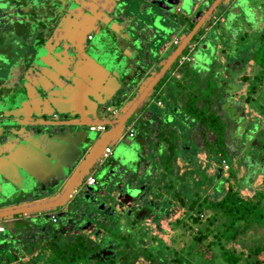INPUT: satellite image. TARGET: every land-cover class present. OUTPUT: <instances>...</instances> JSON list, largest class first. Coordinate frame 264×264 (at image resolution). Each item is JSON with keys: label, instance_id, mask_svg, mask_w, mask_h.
Segmentation results:
<instances>
[{"label": "crops", "instance_id": "crops-1", "mask_svg": "<svg viewBox=\"0 0 264 264\" xmlns=\"http://www.w3.org/2000/svg\"><path fill=\"white\" fill-rule=\"evenodd\" d=\"M183 1L184 0H73L72 4H69L70 6L65 11L64 6L67 5L66 3L64 6L62 5V7L52 8V11H54L53 15L60 16L59 23H62L61 29H58L57 32L54 31L58 26L54 24L55 20L52 19L51 21L50 19V23L47 22V18H43V14L40 15V11L36 22L29 20L30 23L34 24L32 25V28L26 30L28 33L27 36L29 35L30 37V39L25 41L28 50H25L26 52L24 51L25 54L23 55L18 54L17 57V60L18 58L22 60L23 65L9 66V68H5L4 66V71L0 70V80H6L7 83H10V86L13 87L12 89H9L12 92L8 97H10L14 91L21 89L22 85H26V80L29 81V87L30 85H41L45 91L54 86L53 81L55 80V84L62 87L64 86V82L58 76L62 74V76L69 78L71 76V73L69 72H73V70L74 73L71 80L75 81L74 83L78 82L80 85L74 90L73 94L75 93V97L72 98L71 102H65V97H62V101L61 98L56 95L51 98V102L56 106L59 112L71 110L72 112L69 115H58L55 110L49 107L48 101H46V103H41L39 95L42 96V93H39L38 95L37 93H33L34 90H28V92H22L19 90L21 92L15 95L16 98H14L13 101L11 100L13 105L3 107L8 111L7 116L11 114L16 115V118L13 119L12 122L18 123H11V119L3 120L5 121V124L11 123L8 126V130L20 137L29 138L30 132L28 124H34L30 119L32 111L39 115L46 113L45 116H42L37 120L39 123L43 124L60 126V124L65 125L66 122H71L76 124L103 126L104 122H111L121 115L119 113L121 106L120 102H122V104L130 102L141 93L140 91L144 89L146 82L155 74L159 73L164 63H166L168 58L173 54L176 48L179 47L184 39L187 38L186 36L193 33L197 23H203L202 27L204 24H207L205 26L206 32H204V34L201 33V35L203 39L202 42L205 38L208 40V44L201 43L200 48L202 50L197 53L200 54L202 52L204 53L203 55L208 56L209 51H215L216 47L221 46L218 45L220 40L230 39V41L233 42L236 36L235 25L238 24L240 19L244 23L250 22L244 21L247 19L242 17L239 7V12L236 11L238 14L235 16V20H232L233 18L230 17V11L236 5L235 2L237 0H193L192 4L194 5L190 7V9L193 10H189L188 12H186L183 7ZM247 1L248 11H250V14H253V18L257 23L264 17V14L260 16L261 10L257 7H252V2L250 3V0ZM257 4L261 6L264 11L263 0H258ZM215 6L216 8H214ZM42 7L46 10L44 5H42ZM48 8L46 14L49 12ZM213 9H216L220 20H222L221 18H226V21H222V27L227 26L228 29H224L223 31L219 24L217 27L216 25L212 26L211 14L214 11ZM42 24L47 25L42 26ZM111 24H115V26L113 25L111 27ZM202 27L196 30L194 35H198L199 31L202 30ZM90 30L95 31L93 32ZM89 31L91 33H89ZM211 33L214 36L213 39L218 40V43L208 37ZM193 36L187 44L185 43L186 46H183V48H189L192 53L188 54L187 52V55L183 56V51L181 56L170 65L165 74L160 77L159 81L156 83L155 88L148 93L147 100L142 104L143 106L139 108V110H141L139 116L135 121H131L130 124L128 123L124 133L121 127L113 136L112 141L116 137L124 135L125 138L123 142L135 144L142 155H144L143 149L147 151L148 146L149 150L153 149V145V150H158V147L161 144L160 139L169 134L162 130L157 132V126L155 127L153 122L156 123V121H158L156 115L159 117L162 112H152L150 111L151 108L148 107L149 104H151L150 99L162 93L168 97V101L170 102L168 107L172 106L169 111L166 110L168 115L166 119L180 122L177 117H181L184 120L190 121L185 110H187L186 106L191 94L195 95L202 93L204 88L209 89L208 84L205 85V83L200 82V80H197L195 77L197 76L201 78L202 73L205 75V73L210 70L209 67L197 65L196 58L199 59V56L196 57L197 55H195L194 58L192 57V45L194 43L192 42ZM65 39L70 41L72 45H77L81 47L82 50L85 49V52L93 57L97 61L95 62L100 66L87 60H83L82 63L79 62L71 65L74 66V69L70 68V66H48L45 62L43 63L42 60H46L47 55H51L53 49L59 45L61 40ZM111 40H113V43ZM11 51L13 52V50ZM43 51H45V54ZM225 51L226 53L233 52L232 60L244 58L243 55L245 51L243 50L239 52L238 57H233L237 52V49L234 50L226 46ZM114 55H118L119 59L117 60ZM246 55L247 58L252 56L251 52L247 51ZM200 56H202V54H200ZM247 58L244 59L247 60ZM202 67L205 69L202 70ZM126 70L129 72V76H125ZM128 78L132 84L130 87H125V80ZM194 78L196 84L193 80ZM244 84L245 85L242 89H244V87L247 88L246 81ZM116 91L118 93L127 92L122 101L119 100V102L117 100L116 103L100 105V103L105 102V100ZM0 95L1 99L2 93ZM214 99L218 98H204L201 101L207 105ZM159 102L160 101H158V103ZM41 105H43L42 108ZM160 106L161 109L163 107L162 102ZM17 107L18 110L15 111L14 109ZM213 107L210 109H213ZM23 110L27 111L25 113V118H18ZM219 111L222 112L221 110ZM77 113L79 115H77ZM90 114H92V117L89 116ZM184 115L186 119L183 117ZM89 127L87 128L88 130ZM73 128L74 127L70 126L67 129H63L61 132L58 131L59 133H54L53 138H49L48 141H46L47 143H44L45 146L43 145L45 152L54 157L58 164L54 165L50 163L51 161L48 159L50 156L39 153L37 150L35 151L27 143L20 142L19 145L15 147L17 141L14 139V143L10 142L3 144L2 147H0V153H6L7 157L13 160L12 163L10 160L4 159V157L0 158V171L9 178H16L20 173V169L23 168H25L28 173L33 174L46 182L62 178L65 174L64 167H62L64 161L63 157H61L62 155L60 156L61 153L57 150L59 149V146L57 145H61V143L54 138H61V136L67 138L72 135L73 132H69V130ZM60 129H62L61 126ZM107 131H110V129L105 127L104 131H94V144L100 143V137L105 136ZM1 133L2 128L0 127V134ZM182 145H184L183 139L181 142H178L177 148H182ZM108 147L109 145L107 144L99 154L103 155L105 148ZM109 148L112 151V148ZM91 150V145L86 146L83 155L78 154L74 160L72 158L73 161L71 158H68L67 163L69 160L71 161L70 164L75 160L79 164L83 163ZM104 159L106 160V158H103L99 163H105ZM99 163H96L92 170L91 177L95 178V176H97L98 170L96 168L100 166ZM19 166L21 168L18 170ZM59 173L61 175H59ZM113 174L114 173L110 171V175ZM53 178H55V180ZM45 191L46 190H37V197L26 201L24 205L32 206L36 203L47 202L54 197L59 196L62 192L59 188L46 195L43 193ZM6 194H9V192H6ZM23 196L30 197L32 195L28 193ZM72 200L67 202L70 203ZM8 205H10V203H6L3 206L7 207ZM63 214L65 215V213ZM0 226L2 225L0 224ZM67 230L68 229L66 228V231ZM35 231L39 232V229H36ZM14 232L17 234V231ZM55 233L56 232L53 234ZM42 234L33 239L30 237L23 238L22 242H11L13 237L10 235H3L2 238L6 239L5 241L0 242V253L4 250L7 252V255L3 257L0 256V264H46L45 262L48 260H50L48 264H61L58 263L59 261L53 259V257H55L54 252L56 251L53 253L50 251L53 255L51 258H47L49 252L48 247L53 244H59V246H61L63 244L61 243L63 240L62 237H65L66 234H62L63 236L60 234V236H58L59 239H57L58 241L56 240L58 243L55 242L53 244L51 242L48 243V239L46 241L42 239L44 236H47L44 232ZM74 239L75 238H73V240ZM43 248L45 249L43 250Z\"/></svg>", "mask_w": 264, "mask_h": 264}, {"label": "rangeland", "instance_id": "rangeland-1", "mask_svg": "<svg viewBox=\"0 0 264 264\" xmlns=\"http://www.w3.org/2000/svg\"><path fill=\"white\" fill-rule=\"evenodd\" d=\"M10 1L11 0H9L7 4V6H10V16L15 15L18 18L17 22H21L23 25L25 24V26L22 27V32L32 28L34 23H30L29 20L30 17L36 15L34 8L28 11L24 16L19 14L20 11H25L24 7L32 0H21L19 3L15 0L14 2ZM247 2V0H240L238 6L240 7V12H242V17L247 19L244 21L250 22L244 23L241 19L238 21V24L235 25L236 36L233 42H231L230 39H222L218 43V40L213 39L214 36L212 33L208 36L212 38L214 42L217 41L218 45L221 46L216 47L215 51L208 52V59L206 62L204 61V65L205 67H209L210 70H208L205 75L202 73L201 78L195 77L197 80H200V82L205 83V85L208 84L209 86V89H203L202 94L204 97L200 96V98H218L212 100L208 105L202 103V99L196 102V105L200 108V112L196 113V118L200 116L199 121L205 118L204 122H197L195 121L197 120L196 118L188 121L181 117H177L180 122H174L173 120L170 122L169 119H166V117H168L166 110L169 111L172 107H168L170 104L168 97L162 93L150 99L151 104H149L148 107L151 108L150 111L162 112L160 113L161 116L158 117V115H156L158 120V125L156 127L157 132L162 130L169 135H165L164 138L160 139L161 144L158 150H153L154 145L151 150H149V146L147 147V151L143 149V162L138 163V167H136L135 171L140 178L152 173V177L150 176L152 181L150 183L151 185L146 186L147 183H144V189L141 190L144 196L141 195V197L143 199L152 197V199H154L152 200V209L159 210L157 206L160 204L167 212L164 214L158 213V217L154 211L149 217L143 218L142 220L138 218L137 221H135L133 217L127 216L128 211L126 213V208L123 207V214H119L117 221L114 222L116 227L110 228L107 225L106 229L95 223H88L87 225L82 224L79 227H74L75 223H73L74 225L72 227L68 225L66 227L68 230H71V228L80 230L83 235L92 240L91 250L93 253H90L91 255L85 260L70 261L69 258L62 264H111V259L108 258L112 252L114 253V257L117 252V258L115 259H118V261L115 264H148L147 252L151 253L153 256H160L161 254L163 264H171L172 261H170V259L173 257V254L184 257L183 254H185L186 250L193 253V261H196L197 258L194 252H198V250L197 246L195 249H190V230L185 227L181 228L183 226L181 224L179 226L176 225L175 220L184 219L186 206L192 203V200H195L196 206H202V203H204L203 199L206 202L220 199L215 185L222 179L223 183L221 186L224 188L227 187L225 180L231 166L235 169L236 177L239 180L243 175L251 174L247 165H244V161H242L243 152L246 153L248 149H254L255 147L262 148L264 146V142H262L264 141V128L261 129L258 135L259 126L262 127L264 124V43L262 44L260 42L264 41V17L256 23L253 14H250V11H248ZM251 2L252 7H257L261 10L260 16H262L264 11L261 6L257 4L258 0H250V3ZM234 7L237 8L236 5ZM39 12L40 10L38 14ZM232 18V20H235L234 15ZM218 24L223 31L224 29H228L227 26L222 27L223 23ZM13 28V31L5 32L4 34L0 33L1 45H6L9 42L11 43L5 53V55H9L11 60L3 59V57L0 56V69L2 71L12 66L11 61L16 60L20 53L17 52V50H19L17 49L18 43L11 40L16 39L18 35L17 32L21 26H18V23H16ZM200 32L204 34V31ZM5 37L9 38V42H7ZM192 40L194 44L200 40L197 44V47H200L199 44L202 43L203 39L200 38L198 34L195 35ZM111 42L113 43V40H111ZM226 46L234 50L237 49L233 57H238L239 52L247 48L252 56L248 55L250 58H247L245 52L244 58H247V61H244L243 58L232 60L233 52L226 53ZM11 50H13V52ZM185 55H187V50L183 53V56ZM114 57L117 60L119 59L118 55H114ZM104 63L108 65L106 62ZM204 69L205 68L202 67V70ZM195 78L193 79L194 82ZM190 79L192 80L191 77ZM244 80H246L247 88L244 87V89H242L245 85ZM158 101L160 102L158 103ZM161 102L163 107L160 109ZM208 107H213V109H207ZM255 123H257L258 127L253 128ZM206 127L216 131V134L213 135L209 132L206 137H202L205 136L203 128ZM224 133H226L224 136L222 135L224 139L220 138V135ZM226 136H230L232 139L230 144L228 142L230 157L231 154H233L232 165L224 162L225 158L221 159L219 154L208 153V149L215 150L212 146V141L214 143L217 141L218 147L223 148V145L226 146ZM182 139L184 141L182 148H177L176 150L180 149L178 151L173 150V147L170 145L178 147V142H181ZM238 143L243 145L240 146V150L243 148V152L242 150L235 151V147ZM124 147L125 146H121L122 149H124ZM241 162L243 165L239 167L238 164ZM219 167L222 169V172L218 179ZM253 173L255 177H253L251 186L239 189L240 195L249 200H256L258 198V196H256L258 193H264V170L261 171L256 168ZM247 178L248 180L250 179L249 176ZM187 187L191 188L193 195L187 193ZM194 192L200 198L195 197ZM185 197L186 204L184 206L181 201L182 199L184 200ZM142 206L143 205H140V207ZM94 210L92 206L90 209H87L86 212L93 213ZM59 213L60 211L55 212V214ZM205 213L207 212L205 211ZM156 217H158V219ZM105 220H101V222H104L101 224H109L106 223ZM182 222L189 224L186 219ZM203 225L205 226V224ZM196 229L197 227L195 226L194 232H196ZM59 230L60 228L56 231ZM62 233L64 234L66 232L63 231ZM70 234V232L66 233L61 243L65 244L69 240H73L74 237L69 236ZM139 234L141 235L138 236ZM127 235H130L132 240L126 238ZM119 240H124L126 241L125 243L128 242V244L131 245L124 254H121L123 245ZM243 242L245 245L244 249H242L239 243L230 246L235 248L238 253H244V256H246V249L252 244L263 242L264 245V229H252V231L245 235ZM54 246L55 244L49 246L52 248L48 247L49 252L47 258L52 257V253L56 248ZM110 248H115V251H110ZM44 249L45 248H43V250ZM50 251L52 253H50ZM0 256L3 257L5 255L1 254ZM206 257H209L208 253ZM106 258L108 260H106ZM203 258L205 257L203 256ZM254 259L255 258H250L249 262ZM49 261L50 260L45 263L48 264ZM156 264H159V262H156Z\"/></svg>", "mask_w": 264, "mask_h": 264}, {"label": "water", "instance_id": "water-1", "mask_svg": "<svg viewBox=\"0 0 264 264\" xmlns=\"http://www.w3.org/2000/svg\"><path fill=\"white\" fill-rule=\"evenodd\" d=\"M239 2L240 0H237L235 2L237 8L233 7L231 9V18L233 15L236 16L238 14L236 13V11L239 12ZM192 3L193 0L183 1V7L186 12L191 10L190 7L194 5ZM214 8H216V6ZM213 10V12L216 11V9ZM224 21H226V19ZM202 24L197 23V26H195L193 33L186 36L187 38H185L184 41L179 45V47L176 48V50L168 58L166 63H164L159 73L155 74L150 80L146 82L144 89L140 91L141 93H139V95L136 96L132 101L122 104V102H120L119 100L122 101L127 92L118 93L116 91L114 94L108 97L105 102L100 103V105H106L116 103L118 100L121 105L119 110V113L121 115L112 120L111 122L103 123V127L110 129V131H107V133H105V136L100 137V143L98 144H94V131L87 129L89 126L96 125L66 122L65 125L60 124V126L62 127V129H60L59 125L39 123L37 120L42 116H45L46 113H44L43 115H39L38 113L32 111V113L30 114V119L32 120V122H34V124H28L30 137L25 138L20 137L19 135L14 134L8 130V126L11 123L18 124L16 122H12V120L16 118L15 114H11L8 116L0 114V127L2 128V133L0 134V147H2L3 144H7L10 142L14 143L16 140L17 143L15 144V147L18 146L20 142L27 143L35 151L37 150V152L46 154L47 156L50 155L45 152L44 143H47L46 141H48L49 138H53L54 133H57L58 131L61 132L63 129H67L70 126L74 127L73 129L69 130V132L73 133L67 138L63 136H61V138H54L55 140L60 141L59 143H61V145H57L59 146V149H57L58 147L56 149L59 151V153H61L60 156L62 155L61 157H63L64 161L62 167H64L65 174L62 178H59L57 180L53 178L55 181L51 180V182H46L34 176L33 174L28 173L25 168L20 169V166L18 168V170L20 169V173L16 178H9L0 171V224L4 228L3 232L0 233V242L5 241L6 239L2 238L3 235H10L11 237H13L11 242H22L23 238H37V236L41 235L43 232L48 235L56 232L58 228L66 230V227L68 225L72 227L74 225L73 223H75L74 227H79L82 224L87 225L88 223H95L100 227L103 226V228L106 229L107 225L112 228L116 225L114 222L117 221L119 214H123V207L126 208V213L128 211L127 216L133 217L135 221H137L138 218L142 220L143 218L149 217L154 211L157 216L158 213H162L161 211L164 208H162L160 204L157 206L159 207V210L152 209V200H154L152 199V197L144 199L141 197V190L144 189L145 186L144 183H147L146 186H150V183L152 182L150 178V176L152 177V173L140 178L137 172L135 171L136 167H138V163L143 162L142 159H144V156L142 155V153L138 151L136 145H133L132 143L129 144L123 142L125 138L124 135H120L121 137H116L117 139L115 138V141H112V139L121 127L124 133V130L128 126V123L130 124L131 121H135V119L139 116V113L141 112L139 108H141L143 106L142 104L147 100L148 93L155 88L156 83L159 81L160 77L165 74L170 65L181 56L183 51L187 50V48H183V46H186V44L195 34L196 30L202 27ZM113 25L115 26V24H111V27ZM61 26L62 23H59L58 26L54 29V31L57 32L59 27ZM90 31L89 33H91ZM188 50L191 51L189 48ZM201 50L202 49L200 47L196 48L192 55L193 58L195 57V55H197L196 57L199 56V59L196 58L197 65L205 66L204 61H207L208 56L203 55L204 53L202 52L200 53L202 54V56H200V54L197 52H200ZM76 52L78 53L79 49H76ZM84 60L91 61L94 64L100 66L96 63L97 61L94 58L92 59L86 54H84ZM74 63H79L78 56L75 57L72 65ZM61 66H64L63 63ZM73 67L74 66H70V68L74 69ZM69 73H71V76L69 78L62 76V74L58 76L64 82V86L62 87H59L57 84H55V80L53 81L54 86L51 89L45 91L41 85H30L29 87V81L26 80V85H22L21 89L19 90H21L22 92H28V88L29 91H31L32 88V90H34V94L42 93L43 102L46 103V101H48L49 107L55 110L58 115H69L72 112L71 110L59 112L56 106L51 102V98L54 97V95L60 97L62 101V97H65V102H71L72 98L75 97V93L73 94V92L79 87L80 84L78 82L74 83L75 81L71 80L74 70L73 72L71 71ZM125 76H129V72L127 70ZM131 84L132 82L129 81V78L125 80V87H130ZM19 90L14 91L10 97L1 98L0 107L4 109L3 107L5 106L13 105L12 101L14 98H16L15 95L21 92ZM42 107L43 105H41V108ZM14 110H18V107ZM26 112V110H23L22 114L18 118H25ZM77 115L79 114L77 113ZM89 116L92 117V114H90ZM183 117H185V115ZM9 119H11V123L5 124V121L3 120ZM153 123L155 127L158 125L157 121L156 123ZM255 124L257 125V123ZM263 127L264 126H259L258 135L260 134V130ZM107 144L109 145V147L112 148V151L108 156L104 157V154L100 155L99 152ZM88 145L92 146V150L90 151L89 155L83 163L79 164L76 160L71 164L70 160L67 163L68 158H71V160L73 158L74 160L75 157L78 156V154L83 155V151ZM121 146H125L124 149H122ZM240 146L243 145L237 144L235 147V151L242 150L243 152V148H241L240 150ZM262 149L264 150V146L262 147ZM250 150L252 149H248V152H246V154H248ZM263 150H260V152L257 153L255 148L254 150H252L253 155L258 156V159L256 160L257 162L252 165V167H255V169H261V165H259V159L262 156V158L264 159V153H262ZM3 157L4 159L10 160L13 163V160L8 158L6 153H0V158ZM103 158H106V160L104 159L105 163H99L101 160H103ZM48 159L51 161L50 163L54 165L58 164L54 157L50 156ZM249 159L251 161L252 157L250 156ZM242 161L246 160L242 158ZM97 162L100 164V166L96 168L98 170L97 176H95V178L93 177L95 183L89 185L87 183V179L92 175V170L94 169ZM110 171L114 174L110 175ZM221 172L222 169L219 167L218 179L220 177ZM59 175L61 174L59 173ZM59 188L62 190L61 194L57 197H54L52 200H49L44 203H33L34 205L32 206L24 205L26 201L37 197V190H46L43 193L47 195L50 194L53 190H57ZM6 192H9V194H6ZM28 193L32 196H23L27 195ZM142 196H144V193ZM70 200L72 201L68 203L67 201ZM6 203H10V205L4 207L3 205ZM140 205L143 206L140 207ZM92 206L95 209L93 213H87L86 210L90 209ZM57 211H60V213L55 214V212ZM63 213H65V215ZM158 217L156 218L158 219ZM100 219H106V223L109 224H101L104 222H101ZM36 229H39V232H36ZM14 231H17V234H15Z\"/></svg>", "mask_w": 264, "mask_h": 264}, {"label": "trees", "instance_id": "trees-1", "mask_svg": "<svg viewBox=\"0 0 264 264\" xmlns=\"http://www.w3.org/2000/svg\"><path fill=\"white\" fill-rule=\"evenodd\" d=\"M260 42L262 44L264 43V41H260ZM243 51L248 52L249 49L247 48L246 50ZM244 61L247 60L244 59ZM201 94L202 93H198L195 95L191 94V97L187 102V106H186L187 110H185V112L189 116L190 120L195 119L196 113L200 112V108L196 105V102L202 99L200 98V96H202L203 94L202 95ZM210 108L212 107H208L207 109ZM199 118L200 116L197 117L196 118L197 120L195 121L204 122L205 118H203L200 121ZM255 127L258 126L254 124L253 128ZM203 129L205 131V136L202 137H206L207 133L209 132H211L213 135L216 134V131L208 127ZM226 133L221 134L220 138H222V135L224 136ZM222 139H224V137ZM225 140L227 142H226V146L222 144L223 148L217 146V141L215 143L212 141L211 143L213 148H215V150L208 149V153L219 154L221 159L225 158L224 162L232 165L231 158L233 154H231L230 157L229 155L230 151L228 150V146H227V143L231 142L232 139L230 138V136H226ZM238 145L241 144L238 143ZM170 146L173 147V150L177 149L175 145H170ZM255 149H256V153L260 152V150H263L262 148H257V147H255ZM252 150H250L248 154H246L245 152L243 153L244 156L243 158L246 160L244 161V165L245 164L247 165V167L251 171V174L243 175L242 178L239 180L236 177L235 169H233L231 166L229 168V172L227 173L226 176L227 178L225 180L227 187L224 188L221 186V184L223 183L222 179L219 180L218 183L215 185V188L220 195V199L206 202L203 198H201L203 199L204 202L202 203V206L201 205L196 206L197 204L194 202L195 200H192L191 201L192 203L186 206V211L184 213V219H186L189 222V224H187L186 222H182L184 221V219L175 220L176 225L179 226L181 224L183 225L181 228L185 227L190 230L189 231L191 238L190 249H195L197 246L198 252L194 250L195 251L194 254L197 258L196 261H193L194 255L189 250H186L185 254H183L184 257L173 254V257L170 259V261H172L171 264H264L263 242L261 243L256 242L251 246H249L246 249V256H244V253H238L235 248L231 247L234 244L239 243L242 249H244L245 245L243 242V238L245 237V235L248 232L252 231V229L253 230H257L260 228L264 229V199H263L264 193H258L256 195L258 196L256 200H249L247 198H244L239 193L240 188L242 187L247 188L251 186L253 177H255V174L253 173L255 167H252V165L257 162L256 160L258 159V156L253 155ZM262 153H264V150L262 151ZM250 156L252 157L251 161L249 159ZM262 157H260L259 159L260 160L259 165H261V169H260L261 171L264 170V159ZM242 165H243L242 162L238 164L239 167H242ZM247 175L250 177L249 180L247 178L248 177ZM187 193L192 194L191 188L187 187ZM194 196L200 198L199 196L196 195V193ZM185 200L186 197L184 198V200L182 199L181 201L182 205L184 206L186 204ZM205 211L207 213H205ZM161 212L164 213L167 211L166 209H162ZM203 224H205V226ZM195 226L197 227L196 232H194ZM140 235L141 234H139L138 236ZM119 241L123 245L121 254H124L127 251V249L131 247V245H129L128 242L125 243L126 241L124 240L122 241L119 240ZM92 243L93 242L91 239H87L82 236H77L74 240L67 242L63 246H56L54 250L56 251L54 252L55 257L53 258L56 261H59L58 263L61 264L65 263V261H67L69 258L70 261L85 260L89 257V255H91L90 253H93L91 250ZM207 253L209 254V257H206ZM203 256L205 258H203ZM147 258L149 261L148 264H156V262H159V264H163L161 254L160 256L159 255L153 256L151 253L147 252ZM250 258H255V259L249 262ZM117 261L118 259L116 261L112 260L111 262L112 264H115Z\"/></svg>", "mask_w": 264, "mask_h": 264}, {"label": "flooded vegetation", "instance_id": "flooded-vegetation-1", "mask_svg": "<svg viewBox=\"0 0 264 264\" xmlns=\"http://www.w3.org/2000/svg\"><path fill=\"white\" fill-rule=\"evenodd\" d=\"M12 1L14 2V0H11L10 2H12ZM15 1L17 3H19L21 0H15ZM72 1L73 0H43V1L42 0H32L29 4H27L24 7L25 11H20L19 14L21 16H24V15L27 14L28 11H30L32 8H34V10L36 11V15L33 16V17H30V21L36 22L37 16H38V11L40 10L41 11V13L39 12L40 15H42V14L45 15V16L42 15V17L45 18V19L47 18L46 19L47 22H49L50 19H51V21H52V19H54L55 20L54 21V24L58 25V23L60 21V16L53 15V12L54 11H52V8L53 7H62V5L64 6V4L66 3L67 5L64 6V11H65L72 4ZM8 3H9V0H0V33L4 34L5 32L13 31L14 24L18 23V26H21V28H19V30L17 32L18 35H17L16 39H12L11 41L18 43L17 49H19V50H17V52H20L19 54L20 55H23V54H25L23 51H25V50L27 51L28 50V47L25 44V41L27 39H30V37H29V35L27 36V34H28L27 31L22 32V27L25 26V24L23 25L21 22H17L18 18L15 15L10 16V14H9V12H10L9 11L10 10V6H7ZM42 5H44L46 7V10H47L48 7H50V8H48V11L49 12L47 14H46V10L43 9ZM211 17H212V20H211L212 26L216 25V27L218 26V23H222V21L226 19L224 17V19L221 18L222 20H220V17H218L217 12H213L211 14ZM217 20H220L221 22L220 21H217ZM49 23H47V24H49ZM47 24H42V26H45ZM60 24H61V22H60ZM206 25L207 24H204V26L201 28L202 30L201 29L200 30L206 32V30H205L206 29V27H205ZM60 29H61V27H59V30ZM199 33H200L199 37L202 38V35H201V32L200 31H199ZM5 38H6L7 42H9L8 41L9 38H7V37H5ZM199 41L200 40H198L197 43H195V44L193 43V45H192L193 46V52L196 50L197 44H198ZM192 42H193V40H192ZM207 42H208V40L205 38V40L202 43L208 44ZM10 44H11L10 42L8 44H6V45H1L0 44V56L3 57V59H10L9 58V55H5V53L7 52V49H8V47H9ZM23 44H25V45H23ZM200 45L201 44H199V46ZM76 49H79V52L78 53L76 52ZM187 52H188V54H191L192 53V51H189V50ZM43 53L45 54V51H43ZM84 54L90 56L89 54H87L85 52L84 49L82 50L81 47H79L77 45H72L70 41H68V40L65 39V40H61L60 43H59V45L53 49L52 54H51L52 56L50 54H48L47 55V59L46 58H45L46 60L43 59L42 62L43 63L45 62L48 66H61L62 63H63L64 66H71L72 63H73V60L75 59L76 56H78V62H82V60H84ZM192 57H193V55H192ZM91 58H93V57H91ZM11 62H12V66H22L23 65L22 60H20L19 58H18V60L16 59V60H13ZM12 88L13 87L10 86V83H7L6 80H0V94L2 93V97L1 98L8 97L9 94L12 92L9 89H12ZM28 90H29V88H28ZM33 93H34V91H33ZM39 97L41 99H39V98L38 99L41 100V103H42L43 102L42 96L39 95ZM0 111H1V109H0ZM7 113H8V111H6L5 108H4V109H2V111H1L0 114L7 115ZM3 230H4V228H3ZM63 230L64 229H61L60 228V230L59 231H56L55 234H53V233L48 234L43 239L45 241L48 239V243L49 242H51L52 244L55 243V242L58 243L57 242L58 241L57 239H59L58 236H60V234H61V236H63L62 235L63 233H61V231L63 232ZM64 231L66 233L70 232L71 234L69 236H72L74 238H76L77 236H82V237L87 238V236L83 235V233L80 230H73V229H71V230H67V231L64 230ZM72 231H74V232H72ZM135 232H137V231H135ZM127 237H129L131 239L130 235H127ZM62 238H65V237H62ZM87 239H90V238H87ZM63 245H61V246H63ZM55 246H59V244L58 245H55ZM110 251H115V248H110ZM1 254H3V255L5 254V256H6L7 255V252L3 250V252H1L0 255ZM116 256H117V252H116ZM116 256L114 257V253L112 252V254L109 256L108 259H111V261L112 260L113 261L114 260H117V259H115V258H117ZM108 259L106 258V260H108ZM111 264H112V262H111Z\"/></svg>", "mask_w": 264, "mask_h": 264}, {"label": "built area", "instance_id": "built-area-1", "mask_svg": "<svg viewBox=\"0 0 264 264\" xmlns=\"http://www.w3.org/2000/svg\"><path fill=\"white\" fill-rule=\"evenodd\" d=\"M90 130L92 131H104V127L103 126H90L89 127ZM111 153V149L108 147V148H105V151H104V157L108 156L109 154ZM95 181L93 178H88V183L89 184H93ZM3 232V228L2 226H0V233Z\"/></svg>", "mask_w": 264, "mask_h": 264}, {"label": "clouds", "instance_id": "clouds-1", "mask_svg": "<svg viewBox=\"0 0 264 264\" xmlns=\"http://www.w3.org/2000/svg\"><path fill=\"white\" fill-rule=\"evenodd\" d=\"M90 177H91V176H90ZM90 177H89V178H90ZM91 178H93V177H91ZM93 179H94V178H93ZM87 183H88V179H87ZM94 183H95V182H94ZM94 183H93V184H94ZM88 184H89V183H88ZM89 185H92V184H89Z\"/></svg>", "mask_w": 264, "mask_h": 264}]
</instances>
